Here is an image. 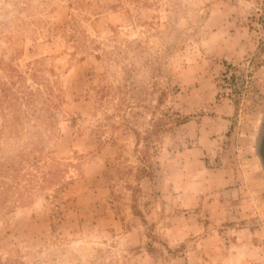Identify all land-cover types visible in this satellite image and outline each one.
<instances>
[{
  "label": "rangeland",
  "instance_id": "rangeland-1",
  "mask_svg": "<svg viewBox=\"0 0 264 264\" xmlns=\"http://www.w3.org/2000/svg\"><path fill=\"white\" fill-rule=\"evenodd\" d=\"M264 0H0V264H264Z\"/></svg>",
  "mask_w": 264,
  "mask_h": 264
},
{
  "label": "crops",
  "instance_id": "crops-1",
  "mask_svg": "<svg viewBox=\"0 0 264 264\" xmlns=\"http://www.w3.org/2000/svg\"><path fill=\"white\" fill-rule=\"evenodd\" d=\"M259 142H260L259 147L263 150L264 149V133L262 134Z\"/></svg>",
  "mask_w": 264,
  "mask_h": 264
}]
</instances>
